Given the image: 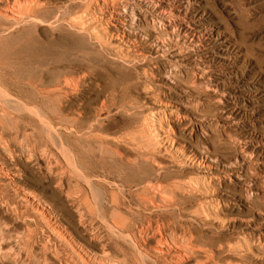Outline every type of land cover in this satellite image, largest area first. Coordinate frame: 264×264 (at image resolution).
<instances>
[{
	"label": "rangeland",
	"instance_id": "obj_1",
	"mask_svg": "<svg viewBox=\"0 0 264 264\" xmlns=\"http://www.w3.org/2000/svg\"><path fill=\"white\" fill-rule=\"evenodd\" d=\"M74 1L43 0L56 27L0 18L1 92L12 93L0 96V138L15 149L0 154L21 171L15 180L31 202L10 192L23 203L12 216L26 224L16 219L12 236L0 235V264H264V0ZM24 52L34 55L30 68L61 65L72 88L26 85L11 59ZM43 114L104 189L99 204L45 140Z\"/></svg>",
	"mask_w": 264,
	"mask_h": 264
},
{
	"label": "bare ground",
	"instance_id": "obj_2",
	"mask_svg": "<svg viewBox=\"0 0 264 264\" xmlns=\"http://www.w3.org/2000/svg\"><path fill=\"white\" fill-rule=\"evenodd\" d=\"M67 1V0H66ZM69 1H74V0H69ZM45 2V1H44ZM44 2H43V0L41 1V0H0V18H2V19H4L5 21H7V22H9V23H11V24H14V25H19V24H29V23H32V22H35V23H37V22H40V23H46V20L44 19L45 18V13H46V11H47V8H46V5L44 4ZM51 2V1H50ZM71 2V3H72ZM46 3H47V1H46ZM62 3V2H61ZM64 3H66V2H64ZM69 3V2H68ZM74 3H75V1H74ZM56 4V3H55ZM68 5V4H67ZM74 5V4H73ZM66 6V5H65ZM74 7H66V10H67V12H69L70 11V9H73ZM49 9H51V8H49ZM65 9V8H64ZM63 9V10H64ZM62 10V11H63ZM62 11H58V12H62ZM66 12V13H67ZM50 13V12H49ZM57 15V14H56ZM59 15V14H58ZM64 15V14H63ZM62 15V16H63ZM54 16V15H53ZM60 16H61V14H60ZM64 16H66V15H64ZM58 17V16H57ZM57 17L55 18V20H57ZM48 18V16H46V19ZM51 18V17H50ZM69 17H67V19H68ZM83 18V17H82ZM52 19V18H51ZM50 19V20H51ZM66 18H65V20H67ZM88 19V18H87ZM52 21H54V20H52ZM60 21H62V20H60ZM49 22V21H48ZM81 22V21H80ZM10 24V25H11ZM50 24H52L53 25V27H56L57 25H55L56 24V22H50ZM59 24H61V23H59ZM66 24H67V26L69 27V28H71L72 30L73 29H75L76 28V14H75V16L73 17H71V18H69V20H67V22H66ZM86 24V23H85ZM45 25H47L48 27H50V26H52V25H50L49 26V24H45ZM55 25V26H54ZM63 25V24H62ZM26 26V25H25ZM8 27V26H7ZM11 27V26H10ZM9 27V28H10ZM13 27V26H12ZM12 27L10 28V29H12ZM5 28V27H4ZM52 28V27H51ZM50 28V29H51ZM82 28V27H81ZM84 28V27H83ZM86 28V27H85ZM88 28V27H87ZM1 29V28H0ZM16 29V28H15ZM70 29V30H71ZM2 31H3V29H1ZM4 30H6V29H4ZM60 29L59 28H53V30L52 31H54V32H60L59 31ZM93 30V29H92ZM1 31V32H2ZM76 31V30H75ZM87 31V30H86ZM97 31V30H96ZM3 34V33H2ZM7 35V34H6ZM100 35V34H99ZM2 36H5V35H2ZM93 36V35H92ZM98 36V35H97ZM102 37V36H101ZM192 40V39H191ZM50 41V40H49ZM20 45V44H19ZM17 46V45H16ZM15 47V46H14ZM5 48H8V47H5ZM13 48L11 47V50H12ZM25 49H26V47H25ZM1 50V49H0ZM9 50H10V48H9ZM3 51V50H2ZM25 51V50H24ZM27 51V50H26ZM70 51V50H69ZM68 51V52H69ZM76 53V52H75ZM59 54V53H58ZM57 54V55H58ZM72 54V53H71ZM7 56V55H6ZM9 56V55H8ZM34 56V55H33ZM32 56V57H33ZM38 56V55H37ZM74 56H75V54H74ZM29 54H27V53H18V54H14L12 57H11V59L16 63V66H17V68H18V70L20 71V72H25V73H23V74H28V78H26L24 81H25V84L26 85H29L30 87L31 86H33V88L35 87V88H38V91H39V88H41L42 90L44 89V90H47L48 91V89H57V90H61L62 88H65V87H69V88H72V87H70L71 85H73L74 83H75V80L73 79V76H72V78H69L70 76H68L67 78H69V79H66V78H63L64 77V75L63 74H61V72H60V68L62 69V67H61V65H59V62L60 61H62V60H65V62H67L66 61V59H68L67 57H66V59L64 58V59H59L58 57H57V59L58 60H55L56 62H54V63H56V64H58L59 66H57L56 68H55V70H53V71H44V67H46V63L44 62V61H46V60H44V61H41V62H36L37 63V65L35 66V67H33V68H30V66L33 64V62L35 61V60H33V58H32ZM43 57V56H42ZM55 57V56H54ZM64 57V56H63ZM5 58V57H4ZM7 58V57H6ZM44 58V57H43ZM42 58V59H43ZM50 59H51V57H50ZM70 59V58H69ZM68 59V60H69ZM0 60H2V59H0ZM6 60V59H5ZM75 60V59H74ZM51 63H52V61H51ZM50 63V64H51ZM68 63V62H67ZM1 64V63H0ZM8 64H10V63H8ZM158 64V63H157ZM2 65V64H1ZM0 65V66H1ZM6 65V64H5ZM12 65V63L10 64V66ZM63 65H64V63H63ZM14 66H15V64H14ZM70 66H72V65H70ZM50 67V66H49ZM68 67V66H67ZM73 67V66H72ZM75 67V66H74ZM1 69V68H0ZM8 69V68H7ZM2 70V69H1ZM1 70H0V72H1ZM15 70V69H14ZM14 70H12V71H14ZM75 70V69H74ZM3 71V70H2ZM4 71H9V70H4ZM10 71H11V69H10ZM16 71V70H15ZM18 71V72H19ZM27 72V73H26ZM75 73H76V71H74ZM152 72V71H151ZM9 73V72H8ZM1 75H3V73H0ZM5 74H6V72L4 73V78L6 77L7 78V76L10 74H6V76H5ZM14 75V74H13ZM12 75V76H13ZM23 76V75H22ZM156 76V75H155ZM2 77V76H1ZM9 77H11L10 75L8 76V78L7 79H9ZM25 77V76H24ZM74 77H76L75 75H74ZM5 78V79H6ZM12 78H14V77H12ZM1 79V78H0ZM4 79V80H5ZM7 79L5 80V82L7 81ZM15 79V78H14ZM13 79V80H14ZM78 79V78H77ZM2 80H3V78H2ZM16 80V79H15ZM15 80H14V82H15ZM9 81V80H8ZM12 81V80H11ZM10 81V82H11ZM21 81V80H20ZM1 82V81H0ZM13 82V85H9V86H15L14 83ZM79 82V81H78ZM77 82V83H78ZM12 83V82H11ZM17 83V85H20V83L18 84V81L16 82ZM6 84H7V82L6 83H4V84H1V85H5V86H3V87H5L6 88ZM24 84V85H25ZM0 85V96L1 97H4V98H6L5 100H3V101H6V100H11L12 98L10 97L11 96V94L9 95V93L11 92V91H9V93L7 92L8 90H5L7 93H8V95L7 96H5L4 94H6L5 92L3 93V92H1L2 90H4V89H2L1 90V88H2V86ZM16 85V86H17ZM9 86H7V87H9ZM19 88V87H18ZM20 88H22V86H20ZM151 88V87H150ZM7 89V88H6ZM10 89H11V87H10ZM27 89V88H26ZM29 89V88H28ZM31 89V88H30ZM65 89H67V88H65ZM65 89H64V91H65ZM76 89V88H75ZM82 89V88H81ZM12 90H14L13 88H12ZM17 90V89H16ZM20 90V89H19ZM18 90V91H19ZM31 90H33V89H31ZM15 91V90H14ZM21 91V90H20ZM36 91H37V89H36ZM41 91V90H40ZM50 91V90H49ZM75 91V90H74ZM80 91V90H79ZM33 92V91H32ZM57 92V91H56ZM63 91H61V93H62ZM81 92V91H80ZM50 93V92H49ZM55 93V92H54ZM59 93V92H58ZM61 93H60V95H61ZM78 93V92H77ZM15 94H16V91H15ZM48 94V93H47ZM51 94V93H50ZM74 94V93H73ZM19 95V94H18ZM18 95H16V98L17 97H19ZM40 95V94H39ZM42 95V94H41ZM45 95V94H44ZM52 95H54V94H52ZM51 95V96H52ZM67 95V94H66ZM46 96V95H45ZM56 96V95H55ZM62 96V95H61ZM69 96V95H68ZM14 97V96H13ZM60 98H62V97H60ZM121 98V97H120ZM21 99V98H20ZM35 100H36V98H34ZM51 99V98H50ZM52 99H54V98H52ZM15 100H17V99H15ZM19 100V99H18ZM24 100H26V99H24ZM48 100H49V98H48ZM64 100V99H63ZM66 100V99H65ZM29 101V100H28ZM38 101V100H37ZM41 102H43L42 100H40ZM135 101V100H134ZM9 102V101H8ZM31 102V101H30ZM133 102V101H132ZM1 103H3V104H1ZM4 103L5 102H0V105L1 106H3L4 105ZM12 103V102H11ZM16 103V102H15ZM27 103V102H26ZM29 103V102H28ZM29 104H31V103H29ZM50 104V103H49ZM102 104V103H101ZM6 105H8V104H5V106ZM67 105V104H66ZM117 105V104H116ZM4 107V106H3ZM10 107V106H9ZM25 107V106H24ZM23 107V108H24ZM1 108V107H0ZM26 108H28V107H26ZM33 108V107H32ZM35 108H37V107H35ZM6 109V108H5ZM25 109V108H24ZM34 109V108H33ZM38 110H40V109H38ZM37 109L35 110V111H38ZM42 110V109H41ZM2 111V110H1ZM7 111H8V109H7ZM6 111V112H7ZM28 111V110H27ZM44 111V110H43ZM34 113V112H33ZM44 113V112H43ZM40 113H38V115H39ZM46 114V113H45ZM45 114H43L44 116H46ZM82 114V113H81ZM41 115V114H40ZM57 115V114H56ZM2 116V115H1ZM36 116V115H35ZM48 116V115H47ZM46 116V117H47ZM50 116V115H49ZM61 115L59 114V117H60ZM79 116H80V114H79ZM78 116V117H79ZM165 116V115H164ZM28 117V116H27ZM54 117V116H53ZM53 117H52V119H53ZM56 117V116H55ZM22 118V117H21ZM30 118V117H29ZM28 118V119H29ZM32 118V117H31ZM157 118V117H156ZM161 118V117H160ZM34 119V118H33ZM50 119V118H49ZM48 119V117H47V119H46V123H44L45 121H43V132H44V134L43 135H45V140H47V142H49L48 144H50L51 145V147H54L55 148V152H54V154L55 155H57V157L58 156H62L66 161H67V164H69L70 166H71V168L72 169H74L75 170V168H76V175H77V177H79V178H82V180L84 181V182H86L85 184H87L88 186H89V189H90V191H91V194H90V196H92L93 197V199L95 200V202H97L98 204H99V202L101 201V199H102V197L104 196V189H102V188H100V187H98L93 181H92V177H89L88 175H87V172L85 173V171H83V170H81V168H82V166H80V164H79V162H78V159L76 160L77 161V163L75 162V160L73 159V156H72V153L67 149V148H65L64 147V145H63V143L64 142H62L61 141V137H60V135H57L58 134V132H57V134L55 133V131H54V129L53 128H55V127H53L52 126V122L50 123V120ZM54 119H56V118H54ZM31 120V119H30ZM39 120V119H38ZM56 120H58V119H56ZM60 120V119H59ZM162 120V119H161ZM161 120H159V121H161ZM40 121H41V119H40ZM56 122V121H55ZM54 122V124H56L55 126H57V122L55 123ZM154 122V121H153ZM42 123V122H41ZM61 124V123H60ZM42 125V124H41ZM160 125V124H159ZM157 127V126H156ZM146 128V127H145ZM4 129V128H3ZM8 129V128H7ZM151 130V129H150ZM1 131H2V128H1ZM6 131V130H5ZM61 131V130H60ZM89 131V130H88ZM146 131V130H145ZM161 131V130H160ZM16 132V131H15ZM7 133V132H6ZM22 133V132H21ZM61 133V132H60ZM1 134V133H0ZM18 134V133H17ZM41 134V133H40ZM152 134V133H151ZM155 134V133H154ZM156 134H157V132H156ZM9 136V135H8ZM11 136V135H10ZM14 136H16V135H14ZM18 136V135H17ZM24 136V135H23ZM22 136V137H23ZM63 136V135H62ZM77 136H79V135H77ZM1 137H3V136H1ZM5 137V136H4ZM13 137V136H12ZM25 137V139H26V136H24ZM28 137V136H27ZM40 137V136H39ZM153 137H154V135H153ZM158 137V136H157ZM14 138V137H13ZM12 138V139H13ZM18 138V137H17ZM17 138H15L16 140H18ZM21 138V137H20ZM20 138H19V141H20ZM29 138V137H28ZM41 138H42V136H41ZM163 138V137H162ZM9 139H10V137H9ZM9 139H7L8 141H9ZM154 139H156V138H154ZM4 140H5V138H4ZM3 140V141H4ZM27 140V139H26ZM30 140V139H29ZM37 140H40V139H37ZM44 140V141H45ZM161 140V139H160ZM13 141V140H12ZM15 141V140H14ZM34 141V140H33ZM36 141V140H35ZM5 142V141H4ZM17 142L18 141H16V144H17ZM37 142V141H36ZM40 142V141H39ZM6 143V142H5ZM5 143H3L2 141H1V138H0V149H1V146H2V149L4 150V152L5 153H8V156L9 157H12V155H14L12 152H13V150H15L14 148H13V150H12V152L10 151V150H8V146H7V143L5 144ZM10 143V142H9ZM12 143V142H11ZM19 143H21V142H19ZM24 142H22V144H23ZM27 143H29V141L27 142ZM30 143H31V141H30ZM38 143V142H37ZM35 143L36 144V146L34 147V149L35 148H38V146L39 147H44V145L43 146H40V145H38V144H40V143ZM15 144V143H14ZM9 145V147H10V144H8ZM24 145V144H23ZM27 145H29V144H27ZM27 145H25L26 147H28ZM38 145V146H37ZM42 145V144H41ZM162 145V144H161ZM4 146V147H3ZM19 146H21L20 144H19ZM32 146V145H31ZM30 146V148H33V147H31ZM34 146V145H33ZM46 146V145H45ZM160 147V146H159ZM24 148V147H23ZM23 148H20V149H23ZM1 149V150H2ZM10 149H12V148H10ZM43 149H45V147L44 148H41V150H42V152H43ZM48 149H50V148H48ZM47 149V150H48ZM26 150V149H25ZM28 150V149H27ZM38 151H39V149H37ZM51 150V149H50ZM49 150V151H50ZM118 150V149H117ZM177 150V149H176ZM22 151V150H21ZM24 151V150H23ZM32 151H33V149H32ZM45 151V150H44ZM53 151V150H52ZM16 152V151H15ZM25 152H27V151H25ZM24 152V153H25ZM51 152V151H50ZM120 152V151H119ZM172 152V151H171ZM23 153V152H22ZM29 153H31L32 154V152H30L29 151ZM29 153H27V155L29 154ZM47 152L45 151V154H46ZM53 153V152H52ZM176 153V152H175ZM30 154V155H31ZM34 154H36V153H34L33 152V155ZM40 154V153H39ZM42 154V153H41ZM43 154H44V152H43ZM45 154L44 155H40V157H43V156H45ZM51 154V153H50ZM15 155H17V154H15ZM20 155V154H19ZM24 156H26L25 158H27L28 156L26 155V154H23ZM23 155H20V156H23ZM47 155V154H46ZM74 155V154H73ZM123 155V154H122ZM183 155V154H182ZM7 156V157H8ZM19 156V157H20ZM36 157H38L37 155H35ZM34 156V157H35ZM4 157V156H3ZM15 157V156H14ZM30 157H32V156H30ZM34 157H32V159L34 158ZM35 157V158H36ZM46 157V156H45ZM44 157V158H45ZM52 157H55V156H52ZM51 156H50V158H52ZM24 158V157H23ZM47 158H48V155H47ZM123 158V157H122ZM162 158V157H161ZM175 158V157H174ZM180 158V157H179ZM28 159V158H27ZM27 159L25 160V161H27ZM38 159V158H37ZM41 159V161H42V158H40ZM49 159V158H48ZM48 159H43V160H48ZM181 159V158H180ZM187 159V158H186ZM17 160V159H16ZM29 160H30V162H31V159L29 158ZM57 159H55V161H56ZM13 161H14V158H13ZM20 161V160H19ZM34 161V160H33ZM36 161V160H35ZM34 161V162H35ZM44 161V162H45ZM52 161H54V158H53V160H51V163H50V168H52L51 166L53 165L52 163H54V162H52ZM96 161V160H95ZM177 161V160H176ZM184 161V160H183ZM15 162V161H14ZM21 162V161H20ZM29 162V163H30ZM38 162H40L39 160H38ZM49 162V161H48ZM61 162V161H60ZM19 163V162H18ZM57 162H55L54 164H56ZM76 163V164H75ZM10 164V163H9ZM37 164H39V163H37V161H36V164L35 165H37ZM45 164H47V163H45ZM52 164V165H51ZM59 164V163H58ZM99 164L100 163H98V166H99ZM195 164V163H194ZM21 165V164H20ZM26 165V164H25ZM34 165V164H33ZM49 165V164H48ZM75 165H77V167L75 166ZM56 167H57V165H55ZM54 166V167H55ZM95 166V165H94ZM93 166V167H94ZM167 166V165H166ZM182 166V165H181ZM190 166V165H189ZM36 167H38V166H36ZM48 166L46 165V168H47ZM48 167V168H49ZM100 167H101V165H100ZM158 168H159V166H157ZM17 168V167H16ZM19 168V167H18ZM42 168V167H41ZM70 168V167H69ZM103 168V167H102ZM156 168V167H155ZM21 169V168H20ZM25 169V168H24ZM43 169V168H42ZM42 169H40L41 171L40 172H43L42 171ZM55 169V168H54ZM54 169H51L50 171L48 170L46 173V175H48V173L49 172H51L52 170H54ZM95 169V168H94ZM22 170V169H21ZM44 170H45V167H44ZM103 170V169H102ZM38 171V170H37ZM54 171H56V170H54ZM93 171V170H92ZM97 171H98V169H97ZM19 172H21L20 170H18V169H13V171L12 170H9L8 169V166L6 165V163H5V160H3L2 158H1V154H0V201L2 202V206H4L5 207V209H6V213H10V215H9V217H2V218H0V226L2 225L3 226V229H1V227H0V235H2V236H4V237H7V238H9V237H11L12 236V231L14 230V228H13V225H14V221H16V219L18 220H22V221H24V224H26V222H25V219L26 218H24V217H20V216H12V214L13 215H16V213H15V211H16V207H18V205L15 207V205H14V203H13V201H12V198H10V196H11V194H10V192H12L13 194H15L16 196H18V197H20V199H21V201H24V202H26V203H24V205L25 204H28V203H31L30 202V199L29 200H27L28 198H24V197H22L20 194H23V193H20L21 191H23V190H21L19 187H21L20 185H18V183H17V179L15 180V178L17 177L18 178V176H20L21 174L19 173ZM39 172V173H40ZM58 172V171H57ZM105 172V171H104ZM112 172V171H111ZM74 173V172H73ZM89 173V172H88ZM92 173V172H91ZM95 173V172H94ZM106 173V172H105ZM104 173V174H105ZM176 173V172H175ZM31 174V173H30ZM40 174H42V173H40ZM54 174V177H55V173H53ZM61 173H59V174H57V175H60ZM113 174H116L115 172L113 173ZM119 174V173H118ZM44 175V174H43ZM49 175H50V173H49ZM52 175V174H51ZM101 175V174H100ZM108 175H109V173H108ZM93 176H95V175H93ZM112 176V175H111ZM113 176H115V175H113ZM21 177V176H20ZM20 177H19V179H20ZM34 177V176H33ZM41 177V176H40ZM46 177V176H45ZM59 177L60 176H56V178L57 179H59ZM107 177V176H106ZM160 177V176H159ZM35 178V177H34ZM42 178V177H41ZM28 179V178H27ZM31 179V178H30ZM29 179V180H30ZM36 179V178H35ZM62 179V178H61ZM21 180V179H20ZM204 180V179H203ZM213 180V179H212ZM23 181H24V179H23ZM31 181H32V179H31ZM36 181H37V179H36ZM103 181V180H102ZM128 181V180H127ZM35 182V181H34ZM197 182V181H196ZM200 182H201V180H200ZM210 182V181H209ZM21 183V182H20ZM31 183V182H30ZM106 183V182H105ZM208 183V182H207ZM61 184V183H60ZM136 185H139V183H135ZM147 184V183H146ZM192 184V183H191ZM197 184H199V182L197 183ZM22 185V184H21ZM82 185V184H81ZM141 185V184H140ZM60 186V185H59ZM75 186V185H74ZM87 186V187H88ZM145 186H147V185H145ZM149 186H150V184H149ZM148 186V187H149ZM154 186V185H153ZM159 186V185H158ZM198 186V185H197ZM207 186V185H206ZM58 187V186H57ZM103 187V186H102ZM208 187V186H207ZM22 188V187H21ZM161 188V187H160ZM23 189H25V188H23ZM84 189L86 190V193L88 192L87 191V189L85 188V186H84ZM107 189V188H106ZM155 189H157V188H155ZM151 190V189H150ZM104 191V192H103ZM153 191H155V190H153ZM160 191H162V190H160ZM152 192V191H151ZM155 192H157V191H155ZM208 192V191H207ZM206 192V193H207ZM27 193V191H25V194ZM69 193V192H68ZM68 193H67V195H68ZM72 193H73V191H72ZM164 193V192H163ZM162 193V194H163ZM168 193V192H167ZM84 194V193H83ZM88 194V193H87ZM106 194V193H105ZM202 194V193H201ZM211 194V193H210ZM27 195H28V193H27ZM31 195V194H30ZM80 195V194H79ZM16 196H14V198H18V197H16ZM33 197L32 198H34V195H32ZM69 196V195H68ZM73 196V195H72ZM210 196V195H209ZM106 196H104L103 198H105ZM30 198V197H29ZM35 198H38V197H35ZM34 198V199H35ZM70 198V197H69ZM89 198V197H88ZM167 198H169V197H167ZM19 199V200H20ZM92 199V198H91ZM106 199H108V198H106ZM18 200V201H19ZM39 200V199H38ZM104 200V199H103ZM161 200V199H160ZM15 201V200H14ZM17 201V202H18ZM34 201V200H33ZM106 201V200H105ZM122 201H123V199H122ZM164 202H166L165 200H163ZM102 202V201H101ZM107 202H109L108 200H107ZM112 202V201H111ZM159 202V201H158ZM208 202V201H207ZM213 202V201H212ZM15 203H16V201H15ZM39 203V202H38ZM1 204V203H0ZM23 203H21L20 205H22ZM33 204V203H32ZM106 204H108V203H106ZM159 204V203H158ZM161 204V203H160ZM202 204V203H201ZM19 205V206H20ZM35 205V204H34ZM101 205H104V204H101ZM100 205V206H101ZM154 205H156V204H154ZM28 206H32V205H28ZM38 206V205H37ZM165 206V205H164ZM3 207V208H4ZM124 207V206H123ZM142 207V206H141ZM104 208V207H103ZM101 209V210H104V209ZM4 209V210H5ZM32 209H34V208H32ZM38 209V208H37ZM37 209L35 210V211H37ZM125 209V208H124ZM139 209V208H138ZM80 210V209H79ZM101 210H100V212H101ZM127 210V209H126ZM166 210V209H165ZM34 211V212H35ZM205 211V210H204ZM208 211H210V210H208ZM19 212V211H18ZM83 212V211H82ZM154 212V211H153ZM160 212H161V210H160ZM15 213V214H14ZM33 213V212H32ZM36 213V212H35ZM79 213V212H78ZM108 213V212H107ZM43 214V213H42ZM46 214V213H45ZM104 214V213H103ZM205 214V213H204ZM18 215H21V213L20 214H18ZM83 215V214H82ZM106 215V214H105ZM104 215V216H105ZM206 215V214H205ZM87 216V215H86ZM43 217V216H42ZM41 217V218H42ZM45 217V216H44ZM32 218V217H31ZM46 218V217H45ZM95 218V217H94ZM106 218H107V215H106ZM109 218V217H108ZM38 219V218H37ZM42 219H44V218H42ZM81 219V218H80ZM87 219V218H86ZM111 219V218H110ZM106 220H108V219H106ZM138 220V219H137ZM42 222V221H41ZM55 222V221H54ZM134 222H136V221H134ZM138 222V221H137ZM49 223V222H48ZM47 223V224H48ZM86 223V222H85ZM16 224V223H15ZM42 224V223H41ZM107 224H110V223H107ZM112 224L114 225V227L115 226H118V223L117 222H115V221H113L112 222ZM112 224H111V226H112ZM145 224V223H144ZM149 224V223H148ZM50 225V224H49ZM57 225V224H56ZM152 225V224H151ZM24 226V225H23ZM51 226V225H50ZM82 226V225H81ZM86 226V225H85ZM93 226V225H92ZM149 226V225H148ZM169 226V225H168ZM59 227V226H58ZM91 227V226H90ZM113 227V226H112ZM149 227H151V226H149ZM25 228V227H24ZM123 228V227H122ZM137 228V227H136ZM146 228H147V226H146ZM50 229V228H49ZM52 229V228H51ZM93 229V228H92ZM128 229V228H127ZM142 229V228H141ZM140 229V230H141ZM151 229V228H150ZM55 230V229H54ZM85 230V229H84ZM171 230V229H170ZM15 231V230H14ZM31 231V230H30ZM151 231V230H150ZM158 231V230H157ZM24 232V231H23ZM160 232V231H159ZM55 233V232H54ZM92 233V232H91ZM96 233V232H95ZM140 233V232H139ZM21 234H23V233H21ZM145 234V233H144ZM155 234V233H154ZM157 234V233H156ZM192 234V233H191ZM59 235V234H58ZM60 235H61V233H60ZM134 235V234H133ZM139 235V234H138ZM18 236V235H17ZM22 236V235H21ZM131 237V236H130ZM140 237V236H139ZM145 237V236H144ZM183 237V236H182ZM188 237V236H187ZM13 238V237H12ZM132 238V237H131ZM116 239V238H115ZM128 239H129V236H128ZM136 239V238H135ZM160 239V238H159ZM101 240V239H100ZM26 241V240H25ZM131 241V240H130ZM137 241V240H136ZM144 241V240H143ZM149 241V240H148ZM2 242V241H1ZM66 242V241H65ZM129 242V241H128ZM142 242V241H141ZM144 243H146V242H144ZM191 243V242H190ZM60 244V243H59ZM120 244V243H119ZM158 244H159V241H158ZM121 245V244H120ZM137 245V244H136ZM146 245V244H145ZM104 246V245H103ZM162 246H163V244H162ZM187 247H188V245H186ZM158 247V246H157ZM168 247V246H167ZM170 247V246H169ZM168 247V248H169ZM184 247V246H183ZM182 247V248H183ZM106 248V247H105ZM144 248V247H143ZM189 248V247H188ZM166 249V248H165ZM179 249V248H178ZM185 249H187V248H185ZM189 250V249H188ZM193 250H194V248H193ZM142 251H143V249H142ZM146 253V252H145ZM155 253V252H154ZM157 253V252H156ZM170 253V252H169ZM189 253L190 252H188V255H189ZM161 254V253H160ZM166 254V253H165ZM168 254V253H167ZM187 254V253H186ZM80 255V254H79ZM181 255V254H180ZM183 256V255H182ZM155 257H156V255H155ZM173 259V258H172ZM180 259V258H179ZM159 261V260H158ZM148 262V261H147ZM155 262V261H154ZM175 262V261H174ZM177 262V261H176ZM179 263V262H178ZM182 263H183V261H182ZM153 264V263H152ZM159 264V263H158ZM177 264V263H176Z\"/></svg>",
	"mask_w": 264,
	"mask_h": 264
}]
</instances>
